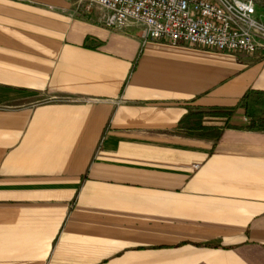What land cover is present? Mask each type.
<instances>
[{"label":"crops","instance_id":"0c3cea01","mask_svg":"<svg viewBox=\"0 0 264 264\" xmlns=\"http://www.w3.org/2000/svg\"><path fill=\"white\" fill-rule=\"evenodd\" d=\"M102 13L0 0V264H264V58Z\"/></svg>","mask_w":264,"mask_h":264},{"label":"built area","instance_id":"2783aa9c","mask_svg":"<svg viewBox=\"0 0 264 264\" xmlns=\"http://www.w3.org/2000/svg\"><path fill=\"white\" fill-rule=\"evenodd\" d=\"M68 1L84 16L101 10L106 29L140 28L144 41L264 58V0Z\"/></svg>","mask_w":264,"mask_h":264},{"label":"rangeland","instance_id":"374dc122","mask_svg":"<svg viewBox=\"0 0 264 264\" xmlns=\"http://www.w3.org/2000/svg\"><path fill=\"white\" fill-rule=\"evenodd\" d=\"M242 103L241 107L245 109L244 120H242L244 127L247 128L249 120L252 118H262L264 116V96L251 94ZM228 126L224 124V127Z\"/></svg>","mask_w":264,"mask_h":264},{"label":"trees","instance_id":"16d2710c","mask_svg":"<svg viewBox=\"0 0 264 264\" xmlns=\"http://www.w3.org/2000/svg\"><path fill=\"white\" fill-rule=\"evenodd\" d=\"M254 95H260V96H264V94H259V93H255ZM243 97L241 104L243 105V101L247 98ZM247 112V111H246ZM232 111L231 112H215V113H211L210 115L213 117H230ZM250 122L247 125V129L249 130H258V131H264V116L262 118H252L251 120H249ZM218 136V134H217Z\"/></svg>","mask_w":264,"mask_h":264}]
</instances>
